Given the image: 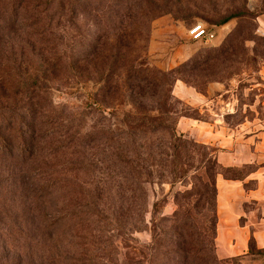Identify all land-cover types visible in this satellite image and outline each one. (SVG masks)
Here are the masks:
<instances>
[{"label": "rangeland", "instance_id": "rangeland-1", "mask_svg": "<svg viewBox=\"0 0 264 264\" xmlns=\"http://www.w3.org/2000/svg\"><path fill=\"white\" fill-rule=\"evenodd\" d=\"M5 1H16L19 12L17 16L0 15V30L7 31L0 44V106H15L25 115V108L35 112L36 102L42 99L51 111L81 114L79 120L85 113L82 122L88 126L99 121L103 125L121 124L128 113L136 119L144 113L140 115L125 102L130 98L127 95L129 98L124 100L125 92L123 96L120 91L103 92V77L116 86L132 84L135 76L169 73L167 76L176 78L171 94L178 116L176 131L194 145L188 144L186 149L173 146L171 154H179L165 171L156 166L147 170L152 179L145 186L147 209L145 223L140 224L135 215L140 211V194L133 200L113 185L100 199V216L93 207L84 208L90 195L85 199L83 195L94 188V178L83 171L72 172L70 166L62 174L59 167L62 190L57 186L50 196L45 194L48 197L41 199L24 191L18 176L21 172L30 171L29 184L34 191L42 190L43 184L49 182L48 175L56 170V163H47L52 169L42 165L47 162V153L42 150L43 145L47 148L58 140L40 142L46 134L42 129L47 125L39 121L38 129L42 131L35 136L36 153L27 165L20 163L22 157L0 149V264H129L128 259L133 257L140 258L136 264H141L143 249L151 242L155 225L160 231L173 226L162 222L168 217H176L181 233L189 234L185 238H196L209 246L212 241L215 244V179L222 172L218 150L182 131L179 122H212L211 116L200 113L207 103L214 111H221V125L229 129L246 125L247 130L264 119V33L259 31L264 0H90L91 9L98 14L80 18V32L88 35L84 40L69 27L56 30L54 26V34L37 36L34 32L43 33V25L32 27L37 18L32 15L37 0ZM129 4L137 5L130 18L125 16ZM1 6L0 0V13ZM3 19L5 23L1 25ZM121 24L125 25L124 30ZM195 24L215 30L217 37L210 42L192 41L188 30ZM10 26L13 28L8 30ZM46 37H50V43ZM88 42L94 45L93 56L88 63L81 62L72 69L71 61L85 50ZM218 84L221 91L208 96L209 87ZM179 86L195 97L180 93ZM37 94V99H31ZM135 98L151 106L156 104L157 94L147 89L142 97ZM94 102L114 106V110L110 107L102 114ZM114 113L116 116L111 118ZM154 117L138 122L143 128L157 126V115ZM161 122L170 126V122ZM15 129L17 132L11 135L0 130L13 152L18 150V130L22 132V126ZM35 168L40 170L34 173ZM248 171L249 168H242L223 172L228 177H241ZM162 174L166 181L160 182L157 178ZM175 174L185 175L172 183L168 178ZM256 250L253 255L235 258L237 264H264V253H258L263 249L256 246Z\"/></svg>", "mask_w": 264, "mask_h": 264}, {"label": "trees", "instance_id": "trees-1", "mask_svg": "<svg viewBox=\"0 0 264 264\" xmlns=\"http://www.w3.org/2000/svg\"><path fill=\"white\" fill-rule=\"evenodd\" d=\"M22 4L23 3H21V7ZM1 5L3 9V12L0 13L1 16H4L5 13L11 14V16H17L19 4L16 1L6 2L5 0H1ZM91 6L92 3L90 0H37L32 9V15L37 16L32 22L34 23L32 27L36 29L37 24L43 25L41 27L43 33L39 31L34 33L37 36L44 37L46 34L50 36L54 34V26H56V30L61 27H69L78 31L76 33L81 40L87 39L88 35L81 33L80 31L82 30L79 26L82 25V23H80V18L83 19L85 16L92 17L94 15L93 13L98 14V11L91 9ZM136 6V4H129L127 6L128 10H126L128 14L125 16L130 18ZM41 15L45 20V24H42L43 18H40ZM4 23L5 19L1 21V25ZM11 28H13V26H10L8 30ZM120 28L124 30L125 25L121 24ZM6 34L7 31L0 30V44ZM35 34H33L31 38L34 39L36 36ZM46 39L47 43L51 42L49 40L50 37H46ZM72 39L75 40L76 38L72 37ZM72 39L71 41H73ZM54 47L56 46L53 45V48ZM53 48L52 51H57ZM86 48L84 51L82 50L81 53L79 52L80 54H78V57L71 61L74 64L72 69L76 68L81 62L88 63L90 61V57L94 54V45L88 42ZM64 57L67 58V55ZM67 64H69V62H67ZM87 70L88 68L86 71ZM167 75H169V73L162 72L160 76H135L132 79V84L121 85L119 83L116 86L114 83L110 84V81H106V78L104 79L105 76L103 77V92L110 94L112 91H120L122 96L125 92L126 96L124 100L129 98L127 95L130 96L125 102L131 104L130 107L136 109L137 112L140 111V115L144 113V115L140 116L138 119H136L135 115L128 113L131 118H128V116L125 122H121V124L103 125L99 121L89 124L88 126L85 122H82V120L85 119V113H83L84 116L82 115L81 120H79L78 116L81 114L74 116L66 115L63 112L58 113L51 111L48 107L49 105L47 106L44 100L41 102L42 99H39V103L36 102L35 108L37 109L34 110L35 112L32 113V108L30 107H27L29 109L25 108L27 115H23V112L15 106H0V130L7 131L9 135H11L12 132H17L15 126H22V132L18 130L20 133L19 139H21L17 144L18 150L13 152L9 144H7L8 140L1 131L0 149L8 153H15L19 157H22L20 158L21 160L19 159L22 165H27V163L32 160L31 157L36 153L35 146L38 140H36L35 136L37 132L39 133L44 129L46 130V134L41 136L40 142L44 143L43 140L48 141L50 138L58 140L56 143L48 145L47 148H44L43 145L42 151L47 153L44 161L47 159V162H43L42 165L44 164L46 166L47 163L49 164L50 162L56 163L54 165L56 170H53L52 173L48 175L49 182L43 184L45 186L42 190L36 189L31 191L32 187L29 184L30 171L21 172L18 176L23 184L24 191L32 193V195H36V198L41 199L42 197L46 198L50 196L57 186L62 190V176L59 174V169L61 168L62 174L64 168L70 166L72 172L79 173L83 171L86 175L90 173V177L94 178L91 183V186L94 188L90 189L86 195H83L84 199L90 195V201L86 202L84 208L91 206L96 211V215L100 216V199L104 191L107 189L109 190L113 185L117 191L125 192L126 195L130 194L132 199H135L137 194H140L138 197L140 201V207H138V209H140V211L138 210L139 212L137 211L135 214L138 216L136 223H145L144 212L147 209L145 186L149 184L152 179L151 174L148 173L147 170L156 166L162 171H165L167 164H173L171 159L177 158L179 154L178 151L171 154L173 146L186 149L188 144L191 146L194 145L193 142H189L179 136L176 131L178 116L173 107L175 100L171 95L176 78ZM186 80L189 82L188 79ZM194 83L197 84L196 82ZM147 89L157 94L156 104L146 106L138 102L135 98L136 95L142 97ZM128 91H130L129 94H127ZM37 97L38 94L31 99H37ZM93 104L97 108L96 110H100L102 114L108 108H114V106L111 105L104 106L103 103L100 105L94 102ZM116 114L117 113L111 115V118L114 115L116 116ZM153 115L155 116L154 118H156L157 115L159 121L157 126L151 124L143 128L142 123L138 122V120H147V118ZM103 118L104 120L107 119L105 116H103ZM41 120L47 125L42 130L38 129V122ZM162 120L170 122V126L163 124V122H161ZM156 134H158V138H155L157 137ZM159 136H162L163 139L159 138ZM29 142L32 144H29ZM3 148L6 149L3 150ZM207 148L208 147H204V149ZM56 159H58L59 162ZM47 166L52 169L51 165ZM23 170L25 169L23 168ZM39 170L40 169L37 168L34 173ZM221 170L222 172H219L218 175L222 174L227 176L223 172L226 170ZM47 171L48 170H45V172ZM52 175H54L55 178ZM184 175L185 174H182L181 177H179L175 174L172 178L168 179L172 183H175L177 180L181 181ZM157 179L160 182L166 181L163 174ZM108 193L110 192L108 191ZM187 193L184 194V198ZM45 194L48 196H44ZM176 214L178 215V213ZM112 220L117 221L118 219L112 218ZM214 221V234L216 236V207ZM162 222L172 223L173 226L170 230L160 231L158 230L159 225H155V229L152 231L153 238L143 249L141 264H237L235 258L219 260L215 254L214 241H212L209 246L206 243L198 241L196 238H185L189 234L188 232L184 234L181 233V230L178 229L179 223L176 217L163 218ZM255 250L256 244L254 240L251 239L249 242L248 254L253 255ZM258 253L263 254L264 249L260 250ZM86 261L90 262L87 258ZM139 261L140 258L137 259L135 257L128 259L129 264H136L139 263Z\"/></svg>", "mask_w": 264, "mask_h": 264}, {"label": "crops", "instance_id": "crops-1", "mask_svg": "<svg viewBox=\"0 0 264 264\" xmlns=\"http://www.w3.org/2000/svg\"><path fill=\"white\" fill-rule=\"evenodd\" d=\"M259 31L264 33V16L259 18ZM179 91L190 94L181 87ZM220 91V84L210 86L208 96ZM210 105H203L200 113L211 116L212 122L185 119L179 122V128L203 144L216 147L221 169L249 168L241 177L219 174L215 180V254L224 260L246 256L251 239L264 249V119L247 130L246 125L229 129L221 125V111H214Z\"/></svg>", "mask_w": 264, "mask_h": 264}, {"label": "built area", "instance_id": "built-area-1", "mask_svg": "<svg viewBox=\"0 0 264 264\" xmlns=\"http://www.w3.org/2000/svg\"><path fill=\"white\" fill-rule=\"evenodd\" d=\"M190 39L194 42H210L217 37L215 30H212L204 24H195L188 30Z\"/></svg>", "mask_w": 264, "mask_h": 264}]
</instances>
